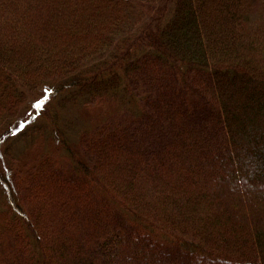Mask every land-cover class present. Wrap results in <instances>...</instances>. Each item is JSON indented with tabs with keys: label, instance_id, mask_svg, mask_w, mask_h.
I'll return each instance as SVG.
<instances>
[{
	"label": "trees",
	"instance_id": "16d2710c",
	"mask_svg": "<svg viewBox=\"0 0 264 264\" xmlns=\"http://www.w3.org/2000/svg\"><path fill=\"white\" fill-rule=\"evenodd\" d=\"M42 89L68 161L0 168V264H264V0H0V132Z\"/></svg>",
	"mask_w": 264,
	"mask_h": 264
},
{
	"label": "rangeland",
	"instance_id": "374dc122",
	"mask_svg": "<svg viewBox=\"0 0 264 264\" xmlns=\"http://www.w3.org/2000/svg\"><path fill=\"white\" fill-rule=\"evenodd\" d=\"M147 2L149 3L150 1ZM48 91L49 89H42L40 92H34L33 95L28 97L24 105L13 117L10 125L7 128H3L0 132V168L8 166V164H12L16 168H22L33 159L35 154L46 151L53 152L59 161H62L64 164L67 163L68 160L62 146L49 135V120L42 113L46 103H44V99ZM46 100L49 101L51 106L56 103V100L51 96ZM200 106L201 104L198 105V109L195 112V119L198 120L199 126L205 124L207 116L203 107ZM114 109V101L111 100L68 106L61 112L62 117L60 122L72 125L87 123L93 126L109 110L113 111ZM42 125H45L43 129ZM70 147L77 153L79 152L76 143H73V141H70ZM110 155L111 152H106L104 158H102V161L105 160V167L107 168H111L112 165L108 163L111 162L108 160Z\"/></svg>",
	"mask_w": 264,
	"mask_h": 264
}]
</instances>
